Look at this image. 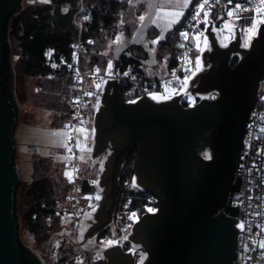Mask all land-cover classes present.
Masks as SVG:
<instances>
[{
    "label": "water",
    "instance_id": "obj_1",
    "mask_svg": "<svg viewBox=\"0 0 264 264\" xmlns=\"http://www.w3.org/2000/svg\"><path fill=\"white\" fill-rule=\"evenodd\" d=\"M158 2L152 0L131 41L113 48V71H118L123 57L157 64V55L146 38ZM23 3L0 0V264H31L25 247L39 264H44L23 241L17 210L22 173L16 159V129L21 106L15 89L9 27ZM213 27L210 21L205 33L212 43L210 58L215 65L196 76L190 89L193 93L216 91L215 97L203 98L189 107L182 105L180 96L157 101L145 94L128 101L118 79L106 81L94 121L93 157H99L109 141L113 152L100 175L103 194L96 222L85 233V239L112 221L122 165L137 146V184L159 200L158 211L142 215L129 235L132 243L140 244L147 252L142 264H234L238 236L234 215L239 214V205L231 204V196L240 190L242 176L236 175L237 166L243 159L240 153L244 134L249 131L246 126L264 76V23L249 46L241 45L238 26L234 39L220 45ZM139 45H145L146 57L135 55L133 48ZM233 53L239 54L234 64ZM206 146L211 150L210 159L201 154ZM103 255L107 260L101 257L93 264H135L134 253L121 245L108 247Z\"/></svg>",
    "mask_w": 264,
    "mask_h": 264
},
{
    "label": "built area",
    "instance_id": "obj_2",
    "mask_svg": "<svg viewBox=\"0 0 264 264\" xmlns=\"http://www.w3.org/2000/svg\"><path fill=\"white\" fill-rule=\"evenodd\" d=\"M86 1L80 0L75 12L79 36L72 45L71 56L69 58L62 56L60 60L49 56L47 60V65L58 66L54 69H67L71 72L76 91L72 96L74 117L70 124V148L65 149L68 161L66 174L68 193L65 201L54 205L47 215L48 222L55 216L62 220L68 239L72 242L73 251L62 254L58 248H54L49 257H46L35 250L44 264H85L86 259L89 260L88 264H93L102 257L108 247L113 245L124 247L135 222L145 213H155L159 209L158 197L138 185L135 175L120 176L112 221L90 239L94 241L93 244H87L89 240L85 239L86 231L82 229L83 214L89 209L97 210L101 201L99 179L93 175L82 174L77 146L78 129L82 123L89 85L92 83V88L100 92L108 79H118L122 85H135V90L129 94L131 96L157 94L163 99L180 96L182 105L189 107L203 98H211L210 93H193L188 87L194 68L193 51L197 44L196 37L204 36L210 21L214 26L217 25L216 20L213 21L211 18V12L218 8L223 17L235 20L241 34L248 33L247 29L252 26L256 17L264 19V13L256 11L260 0H208L203 11H200L199 18L193 19L199 5L204 3V0H195L177 31V68L168 75L150 77L145 74H125L119 69L116 72L113 69L102 71L97 64L91 68L83 66L84 52L88 45L93 43L92 38H85L83 35L86 22L91 15ZM229 11L234 15L228 16ZM205 12L208 13L207 17L204 15ZM181 33H187V38ZM192 38L195 39V44H192ZM246 128L249 131L244 134V145L241 150L243 153H240V158L243 159L239 161L236 171V175L242 176V181L240 190L234 191L231 196V204L239 205V214L234 215L238 219L235 223L238 236L234 264H264V248L260 246L264 243V76L259 82L257 100ZM26 152L31 155L43 154L42 147L37 143H28ZM18 153L17 143L16 159ZM97 196L100 198L96 199ZM241 224L243 228L239 226ZM108 227L115 235L114 240L107 234ZM101 240L105 243H101ZM60 245L59 242L58 246Z\"/></svg>",
    "mask_w": 264,
    "mask_h": 264
},
{
    "label": "trees",
    "instance_id": "obj_3",
    "mask_svg": "<svg viewBox=\"0 0 264 264\" xmlns=\"http://www.w3.org/2000/svg\"><path fill=\"white\" fill-rule=\"evenodd\" d=\"M87 6L90 10V18L87 20L83 35L93 39V43L88 45L83 55V66L91 68L96 63H101L107 67L111 60L103 49L107 48L110 39L116 37L121 31L130 42L133 37V31L128 23L121 24L123 15L128 11V0H87ZM79 7V0H49L47 2H33L23 5L11 20L9 27V36L12 43L13 65L16 72V94L20 103L26 102V86L28 79H36L38 84L44 86L45 91L41 94V103H45L55 115V123H66L72 116L74 106L72 103V75L67 69H53L47 65V60L51 56L60 60L62 56L69 58L73 43L78 39L79 30L75 22V12ZM220 17H223L218 8L211 12V18L216 20L219 25ZM163 47L171 52L170 65L175 67L178 64V48L176 46L177 35L170 36L162 41ZM150 47V45L148 44ZM161 48V47H160ZM138 49L147 54L145 46L140 45ZM143 57L142 54H135ZM157 55V54H156ZM158 57V55H157ZM238 59L235 55L232 59L234 64ZM11 68L10 49H7L6 69ZM129 69V74H144L142 63L133 58H121L119 70ZM56 74L50 87L46 77ZM59 81V82H58ZM65 81V82H64ZM63 84L64 103L53 101L57 98L53 92ZM92 84V83H91ZM8 85V84H7ZM130 84L122 85L124 98L125 88ZM91 87V85H90ZM70 94V95H68ZM39 96V95H36ZM130 96V95H128ZM92 99H89V106ZM89 109V107H88ZM132 155L122 165L120 176L135 175ZM34 177L31 181L23 180L18 192V213L22 210V219L28 231L33 233L38 243L47 240L50 233L58 230L60 220L55 219L47 221V215L52 211V207L65 201L68 192V184L64 171L55 175L58 168H53L52 159L46 156H35L33 161ZM66 181V183H65ZM20 197L22 200L20 201ZM21 216V215H20ZM21 218V217H20ZM61 247L68 238L67 233L60 237ZM130 239L126 242L124 248L134 252L136 264L139 262V253L137 248L133 247ZM27 260L31 264H39L38 259L32 255L31 251L25 247Z\"/></svg>",
    "mask_w": 264,
    "mask_h": 264
},
{
    "label": "rangeland",
    "instance_id": "obj_4",
    "mask_svg": "<svg viewBox=\"0 0 264 264\" xmlns=\"http://www.w3.org/2000/svg\"><path fill=\"white\" fill-rule=\"evenodd\" d=\"M49 0H46V2ZM129 1V8L128 11L123 15V20L121 21V24L128 23L131 26V30L133 31V36L141 24V22L144 20H141L140 17L146 16L149 7L151 5L152 0H128ZM193 0H190V3ZM33 2H44V0H24V5L26 3H33ZM87 3V1H86ZM182 3V0H181ZM80 4V0H79ZM187 8H181L176 6V0H159L158 6L156 13L154 15V18L151 23V27L149 29L146 42L147 44L150 45L151 51H154L158 57L159 60L162 59L159 63L155 65H146L142 64L145 70L151 73L155 74H162L164 73V62L168 60V56H171L172 51H168L165 47L162 45V41H165L167 38L173 35H177L175 32L176 27L182 20L181 16L179 18V21L177 23L171 24L168 26L167 24V18L163 17V13L165 12H174V11H182L183 15L186 12ZM258 20H264L262 18L256 17L252 26H255L256 32L254 35H250L249 33H242L241 38H242V45H247L249 46L250 43L252 42L254 36L258 34L259 28L262 23H258ZM219 25H216L213 27L215 30V35L219 38L218 41L221 43L220 45L225 46L229 43V41L235 37V32H236V21L232 19H228L226 17H220ZM225 25H230L229 27H225ZM178 30V27H177ZM207 35V34H205ZM161 36H163V39H161ZM128 37L125 36V33L122 31L116 35L115 38L110 39L107 45L106 49H103V53H106V56H108L111 60L108 63L107 67H103L101 63H96L99 68L102 71H109L113 69L114 65V56H113V48L121 43L126 42L125 40ZM197 39V44L195 46V49H198V52L196 51L195 54L197 56V61L196 65L197 68L201 66V61H200V52L208 46L209 44V36H198L196 37ZM154 41H158V43H154ZM140 46V45H139ZM145 46V45H143ZM161 47V48H160ZM133 51L135 54H142L143 57H146L147 54L144 52L142 53L139 49L138 46L133 48ZM51 58H53L50 55ZM164 61V62H163ZM83 62V61H82ZM84 63V62H83ZM111 65V67H109ZM58 66L52 67L53 69ZM196 68V69H197ZM125 74H129V69L124 70ZM56 78V74H51L50 76L46 77L47 80L45 83L48 84L49 81H54ZM59 82V81H58ZM65 82V81H64ZM27 86L25 89V95L26 97V102L20 103L21 106V114L20 118L18 121L16 133L18 135L17 138V143L19 145V153L17 156V163L19 165V168L22 173V181H31L34 177V167H33V161L35 156H46L50 159H52L53 162V168H58L57 173L55 175H59V173H62L64 171V174H67L68 167L66 166L67 163V158L65 156V149L70 148L69 144V139L67 135H56L57 133H67L70 135V122L73 119V115L68 118V121L66 123H59V125H53L55 123V115L53 114L54 112L47 107L45 103H41L39 100L41 99V94L45 91L44 86L42 85H37L38 82L36 79H28ZM53 83L48 84V86H52ZM92 85V84H91ZM61 87H64L63 84L59 83L58 89H56L55 96L57 98L52 99L53 101H57L59 103H64V94H63V89ZM72 89L75 93L76 89L74 86V83L72 84ZM135 85H131L130 87L125 88V95L128 96L132 91L135 90ZM16 89V87H15ZM74 93L72 92V96H74ZM39 95V96H36ZM70 95V94H68ZM102 95L103 91L96 92L92 86L90 87L89 85V90H88V95L84 107V115L82 119V123L80 124V127L78 129V151L80 154V159L82 161L81 165L86 169L88 174H91L95 176L97 179L100 178L101 171H103L105 167V160L98 158H93V147H94V141H95V116L102 104ZM157 96V94H154ZM211 95L215 96L216 91H212ZM92 99L90 106H89V99ZM18 98V97H17ZM159 98V97H158ZM19 101V99H18ZM89 107V109H88ZM37 143L42 147L43 154L40 155H31L26 152V146L28 143ZM66 144L67 147H64L62 145ZM77 144V145H78ZM210 148L206 146L201 154L204 157L210 156ZM94 164L93 167L91 165ZM83 174V173H82ZM135 178V177H134ZM136 179V178H135ZM66 183V181H65ZM102 191L103 187L101 185ZM100 197H102V192ZM20 201L22 200V197L19 199ZM19 203V202H18ZM19 205V204H18ZM95 214H96V209H89L88 214L86 216V220L83 222L82 229L83 231H86L89 229V227L93 224L95 220ZM21 215V216H20ZM21 217V218H20ZM19 218H20V234L24 242L32 247L34 250H38L41 255L49 257V254L54 248H58L61 252V246H58V243L60 242V237L63 233L66 231L64 230L66 227L63 225L62 220H60V225L58 230L53 231L50 233L49 237L47 240L42 241L41 243H38L35 240V236L33 233L28 231L26 228L25 223L23 222L22 219V210H19ZM58 219V217H53L52 220ZM107 234L109 235V238L114 240L115 235L112 232L111 228H107ZM87 244L91 245L94 243L93 240H90L88 238ZM101 243H105L104 240H101ZM133 247L137 248V252L139 253V262L138 264H142L146 257H147V252L145 249L140 245L133 243ZM67 254V252L65 253Z\"/></svg>",
    "mask_w": 264,
    "mask_h": 264
},
{
    "label": "flooded vegetation",
    "instance_id": "obj_5",
    "mask_svg": "<svg viewBox=\"0 0 264 264\" xmlns=\"http://www.w3.org/2000/svg\"><path fill=\"white\" fill-rule=\"evenodd\" d=\"M206 34V33H205ZM204 34V37L205 36H207V35H205ZM219 39V38H218ZM233 39V38H232ZM231 39V40H232ZM210 42H209V44H208V46L207 47H205L200 53V61H201V66L199 67V68H197V65H196V61H197V56L198 55H196L195 54V52L197 51L198 52V49H194V51H193V62H194V68H193V74H192V76H191V78H190V84H192V82H193V80H194V78L196 77V76H198L201 72H203V71H206V70H209L213 65H215V61L214 60H211V58H210V54H211V52H212V49H213V47H212V43H211V40H209ZM220 42V41H219ZM221 44V43H220ZM241 45H242V43H241ZM243 46V45H242ZM245 46V45H244ZM235 55H238V58H239V54L238 53H233L232 55H231V63H232V59H233V57L235 56ZM238 60V59H237ZM197 68V69H196ZM191 88V86L189 87V89ZM191 90V89H190ZM212 92V91H211ZM211 92H208V93H210V97H215L216 95H217V93H216V95L215 96H213V95H211ZM196 93H198V94H201V93H203V92H196ZM143 95H145V94H141V95H139V96H137V97H135V96H126V98H128V99H134V100H136V99H138L139 97H141V96H143ZM124 96V95H123ZM152 98H154V97H152ZM133 100V101H134ZM154 100H157V101H162V100H165V99H163V98H154ZM95 137H96V128H95ZM94 144H95V141H94ZM113 152V145H112V142L111 141H109L108 142V144H107V146H106V148L104 149V151H103V153L100 155V157H101V159H104V160H106L107 158H108V156L109 155H111V153ZM137 154H138V149H137V146H135L133 149H132V151H131V153H130V155L128 156V158L127 159H129L132 155L134 156V160H133V166H135V163H136V159H137ZM127 159L125 160V161H127ZM135 178H136V176H135ZM96 222V219L94 220V222H93V224ZM92 224V225H93ZM91 225V226H92ZM90 226V227H91ZM136 247V246H135ZM124 250L125 251H128V250H126L125 248H124ZM129 251H131V252H133L132 250H129ZM134 253V252H133ZM101 259H105V260H107V258L103 255L102 256V258ZM135 264H136V261H135Z\"/></svg>",
    "mask_w": 264,
    "mask_h": 264
},
{
    "label": "snow or ice",
    "instance_id": "obj_6",
    "mask_svg": "<svg viewBox=\"0 0 264 264\" xmlns=\"http://www.w3.org/2000/svg\"><path fill=\"white\" fill-rule=\"evenodd\" d=\"M44 2H46V0H44ZM189 2L190 0H182V3H181V0H176V6L177 7H181V8H187L189 6ZM208 4V0H204V3L200 4L199 5V8L198 10L195 12V14L193 15V19H198L199 18V13L200 11H203V9L205 8V5ZM237 9H239V5L236 6ZM256 11L258 13H264V0H260V5L256 8ZM205 17H207L208 13L205 12L204 13ZM234 13L232 11H229L228 12V16H233ZM183 16V12L182 11H174V12H165L163 13V17L164 18H167V24L168 26H170L171 24H174V23H177L179 21V18ZM141 20L144 19V17H140ZM258 23H264V20H258L257 21ZM225 27H229L230 28V25H225ZM247 32L250 34V35H254L255 32H256V28L255 26L253 27H250L247 29ZM182 35L185 36V38H187V33H181ZM161 39H163V36H161ZM154 43H158V41H154ZM247 46V45H245ZM48 55H51V53H48ZM109 67H111V65H109ZM56 135H67L68 136V139H71V136L68 135L67 133H57ZM64 147H67L66 144L62 145ZM79 146V144L77 145ZM69 151H71V149H69ZM207 158H211L210 156H208ZM100 197L97 196L96 199H99ZM149 211H152L151 209H149ZM241 228H243V225H239ZM262 248H264V243H261L260 245Z\"/></svg>",
    "mask_w": 264,
    "mask_h": 264
},
{
    "label": "crops",
    "instance_id": "obj_7",
    "mask_svg": "<svg viewBox=\"0 0 264 264\" xmlns=\"http://www.w3.org/2000/svg\"><path fill=\"white\" fill-rule=\"evenodd\" d=\"M195 0H193L191 3H190V5L187 7V9H186V12H187V10L189 9V7L192 5V3L194 2ZM186 12L184 13V15H183V17H182V20L180 21V23L183 21V19H184V16L186 15ZM180 23L178 24V28H179V25H180ZM177 27H176V30H175V32L177 33ZM158 58V62L157 63H159L162 59H160L159 60V57H157ZM168 58V60H166L165 62H164V73H162V74H155V73H151V72H148L147 70H145L146 68H144V74L145 75H147V76H150V77H160V76H164V75H168V74H170V73H172L176 68H177V66H178V64H177V66H175V67H173V66H171L170 65V56H168L167 57ZM106 83V82H105ZM105 83L103 84V87H102V91L104 92V87H105ZM188 86L190 87L191 86V84H190V80L188 81ZM152 97V96H151ZM153 97L154 98H158V95L157 96H155V95H153ZM128 101H133L134 99H127ZM72 103H73V100H72ZM73 106H74V103H73ZM73 113H74V111H73ZM73 117H74V115H73ZM73 120V119H72ZM71 123V122H70ZM16 135H17V133H16ZM17 138H18V135H17ZM34 143V142H33ZM80 155V154H79ZM94 159H95V157H93ZM96 158H98V157H96ZM99 158L101 159V157L99 156ZM102 160V159H101ZM81 163H82V161H81ZM66 166L68 167V161H67V163H66ZM94 166V164H92L91 165V167H93ZM81 167H82V173L83 174H87L88 172L86 171V169L81 165ZM101 173H102V171H101ZM88 175H91V174H88ZM65 177H66V175H65ZM67 181V180H66ZM68 184V183H67ZM99 187H100V189H101V192H102V194H103V191H102V188H101V184H100V178H99ZM68 193V192H67ZM67 195V194H66ZM87 214H88V211L87 212H85V214H83V222L86 220L85 218H86V216H87ZM90 239H92V238H90ZM61 249H62V254H65L66 252H72L73 250V248H72V242L68 239V238H66V241L63 243V245H62V247H61Z\"/></svg>",
    "mask_w": 264,
    "mask_h": 264
},
{
    "label": "bare ground",
    "instance_id": "obj_8",
    "mask_svg": "<svg viewBox=\"0 0 264 264\" xmlns=\"http://www.w3.org/2000/svg\"><path fill=\"white\" fill-rule=\"evenodd\" d=\"M189 87V86H188ZM153 97V96H152ZM154 99V98H153Z\"/></svg>",
    "mask_w": 264,
    "mask_h": 264
}]
</instances>
